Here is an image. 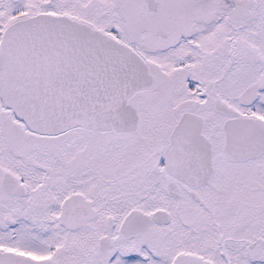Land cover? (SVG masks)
<instances>
[{
	"label": "snow or ice",
	"instance_id": "snow-or-ice-1",
	"mask_svg": "<svg viewBox=\"0 0 264 264\" xmlns=\"http://www.w3.org/2000/svg\"><path fill=\"white\" fill-rule=\"evenodd\" d=\"M0 264H264V0H0Z\"/></svg>",
	"mask_w": 264,
	"mask_h": 264
}]
</instances>
